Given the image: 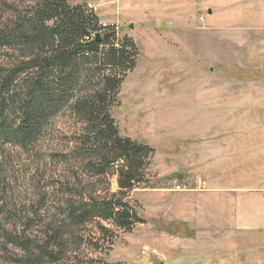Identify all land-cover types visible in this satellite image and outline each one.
<instances>
[{"label":"rangeland","instance_id":"rangeland-1","mask_svg":"<svg viewBox=\"0 0 264 264\" xmlns=\"http://www.w3.org/2000/svg\"><path fill=\"white\" fill-rule=\"evenodd\" d=\"M38 1L0 0V33L24 27L26 19L34 15ZM87 2L98 5L103 34L108 33L102 29L103 23L114 24L110 21L116 20V38L131 37L139 48L137 66L125 74L111 115L121 136L154 149L146 170L147 182L126 198L145 222L132 231L113 227L112 233L102 231L106 221L94 217L89 208L87 217H81V211L77 217L70 214V206L82 205L81 194L97 190V194L106 195L107 191L116 192L118 185L116 176L94 175L80 164L83 149L88 147V125L69 104H64L48 115L32 141L0 139V264H175V257L182 264H198L194 246H181L183 250L177 252L178 246L173 245L169 234L171 224L158 219L156 206L162 205V193H170L176 183L186 185L164 163L170 161L171 135L178 120L182 122L179 125L201 126L202 118L192 115V110L199 112L197 104L185 110L179 107L187 105L180 103L187 101V96H200L198 87L189 90L187 84L202 78L203 73L196 64L185 71L174 67L171 40L159 37L154 28L146 32L139 29L138 8L131 12L117 0H68L70 5ZM131 21L135 22L132 27ZM29 48L19 44L1 46L0 76L25 60V54L31 52ZM99 79L98 72L90 73L77 91L91 92L99 85ZM18 86L14 109L21 100H27L26 85ZM177 97L178 101L172 103ZM11 119L12 123L18 121L17 110ZM69 175L77 177L72 181ZM169 203L170 199L163 205L169 208ZM163 227L168 233H163ZM199 264L228 263L205 258Z\"/></svg>","mask_w":264,"mask_h":264},{"label":"crops","instance_id":"crops-1","mask_svg":"<svg viewBox=\"0 0 264 264\" xmlns=\"http://www.w3.org/2000/svg\"><path fill=\"white\" fill-rule=\"evenodd\" d=\"M117 1L131 12L138 8L143 32L154 28L171 40L174 67L196 64L203 73L186 83L200 96H187L179 107L197 104L192 115L202 118L201 126L179 125V119L164 163L186 189H169L170 198L162 193L158 219L170 222L178 253L195 247L198 264L205 258L264 262V0Z\"/></svg>","mask_w":264,"mask_h":264},{"label":"trees","instance_id":"trees-1","mask_svg":"<svg viewBox=\"0 0 264 264\" xmlns=\"http://www.w3.org/2000/svg\"><path fill=\"white\" fill-rule=\"evenodd\" d=\"M38 2L34 15L26 19L24 27L0 33V47L19 44L31 50L25 54V60L0 76V139L32 141L48 115L69 104L88 125V147L83 149L80 164L94 175L116 176L118 185L116 192L107 191L106 195L97 194V190H88L86 196L81 194L82 205L70 206V214L77 217L81 211V217H87L92 211L94 217L106 221L102 231L113 233V227L132 231L145 220L126 198L147 182L146 170L151 165L154 149L121 136L111 108L117 103L125 74L137 66L138 45L128 36L116 38L115 24L102 28L108 31L103 34L97 13L87 3ZM48 22L53 24L48 26ZM96 34H100V41L96 40ZM92 72H98L99 85L89 93L77 91L82 79H87ZM21 84L28 89L27 100H21L14 109L16 88ZM16 110L19 119L12 123V112ZM76 177L69 175V180L74 181Z\"/></svg>","mask_w":264,"mask_h":264},{"label":"built area","instance_id":"built-area-1","mask_svg":"<svg viewBox=\"0 0 264 264\" xmlns=\"http://www.w3.org/2000/svg\"><path fill=\"white\" fill-rule=\"evenodd\" d=\"M87 6H88V8L91 10V11H93V12H95V13H98V5L97 4H95V3H92V2H89L88 4H87ZM109 25H113V24H107L106 22H104L103 23V26L104 27H108ZM93 36H95L94 34H93ZM186 189V185H181V184H178V183H176L175 184V186H174V190H176V191H183V190H185Z\"/></svg>","mask_w":264,"mask_h":264},{"label":"water","instance_id":"water-1","mask_svg":"<svg viewBox=\"0 0 264 264\" xmlns=\"http://www.w3.org/2000/svg\"><path fill=\"white\" fill-rule=\"evenodd\" d=\"M96 40L100 41V34H96Z\"/></svg>","mask_w":264,"mask_h":264}]
</instances>
